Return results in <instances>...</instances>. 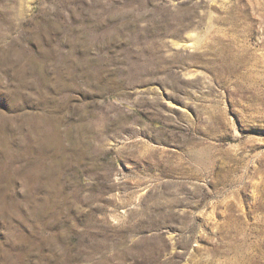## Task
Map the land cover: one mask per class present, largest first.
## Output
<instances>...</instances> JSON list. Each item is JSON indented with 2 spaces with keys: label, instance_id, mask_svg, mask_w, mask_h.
Wrapping results in <instances>:
<instances>
[{
  "label": "rangeland",
  "instance_id": "obj_1",
  "mask_svg": "<svg viewBox=\"0 0 264 264\" xmlns=\"http://www.w3.org/2000/svg\"><path fill=\"white\" fill-rule=\"evenodd\" d=\"M0 264H264V0H0Z\"/></svg>",
  "mask_w": 264,
  "mask_h": 264
}]
</instances>
